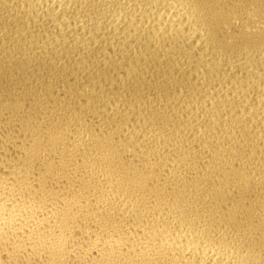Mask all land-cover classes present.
<instances>
[{
    "label": "bare ground",
    "instance_id": "6f19581e",
    "mask_svg": "<svg viewBox=\"0 0 264 264\" xmlns=\"http://www.w3.org/2000/svg\"><path fill=\"white\" fill-rule=\"evenodd\" d=\"M0 264H264V0H0Z\"/></svg>",
    "mask_w": 264,
    "mask_h": 264
}]
</instances>
